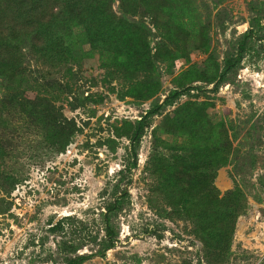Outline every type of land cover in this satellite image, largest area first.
Returning a JSON list of instances; mask_svg holds the SVG:
<instances>
[{
  "label": "trees",
  "instance_id": "1",
  "mask_svg": "<svg viewBox=\"0 0 264 264\" xmlns=\"http://www.w3.org/2000/svg\"><path fill=\"white\" fill-rule=\"evenodd\" d=\"M221 3L217 1V7ZM202 4L211 7L208 0H0L1 213L11 210L8 198L23 179L19 169L23 146L30 144L37 156L59 154L66 151L81 129L31 81V76L39 81L40 73L24 54L35 55V62L52 67L79 65L85 57L99 54L104 70L102 82L109 92L121 100L133 97L139 101L158 97L164 76L175 73L177 60L191 63V54L196 51L207 55L202 65L193 63L174 77L175 87L141 119L114 124L116 137L99 142L115 150L117 138L131 140L133 160L128 169H134L140 140L153 117L164 115L168 107L193 91L198 96L217 92L231 81L249 55L264 57V0L248 2L249 27L222 61L212 48L210 21L204 17ZM68 69L72 74V67ZM52 75L49 72L45 76L47 93H52L50 88L56 83L73 92L70 84ZM200 98L179 104L154 127L146 167L151 174L147 201L160 218L192 224L187 231L201 244L199 264H230L237 223L248 212L249 202L239 184L222 193L215 179L223 166L233 164L237 170L241 166L243 169L238 161L241 146L235 144L239 129L232 119L210 111L215 106L213 100ZM98 100L103 101L104 96L99 95ZM251 159L253 166L256 160ZM119 173L115 198L107 204L108 212L103 213L104 236L87 223L77 225L70 215L50 218L49 231L53 234L62 235L66 222L75 227L70 237L64 236L59 242L64 264L106 257L107 251L115 247L119 232L113 220L124 207V185L131 180L126 169ZM146 232L163 238L157 228H147ZM86 243L96 248L79 253ZM167 264L194 262L184 258Z\"/></svg>",
  "mask_w": 264,
  "mask_h": 264
},
{
  "label": "rangeland",
  "instance_id": "2",
  "mask_svg": "<svg viewBox=\"0 0 264 264\" xmlns=\"http://www.w3.org/2000/svg\"><path fill=\"white\" fill-rule=\"evenodd\" d=\"M217 1L208 0L209 9L202 6L204 17L210 21L212 48L222 61L235 46L237 37L249 27L250 0H222L218 7ZM24 55L40 73L39 81L32 76L31 81L43 94L53 98L68 118L75 119L81 129L66 151L59 154L37 156L33 155L30 144L23 146L19 161L23 179L8 198L12 202L11 210L0 212V264H64L59 242L64 236L70 237L75 227L66 222L62 235L53 234L49 231L51 217L57 220L70 215L77 225L87 223L104 236L103 213L108 212L107 204L115 198L113 191L119 172L125 169L131 180L124 185L127 189L124 207L113 220L119 232L116 245L107 251L106 257L95 256L83 264H167L184 258L199 264L201 244L187 231L192 224L162 219L150 207L147 196L151 174L146 168L154 127L167 112L188 99L199 97L213 100L215 106L210 111L232 119L239 129L235 144L239 142L241 146L238 161L243 163V169L241 166L237 170L233 164L223 166L215 179L222 193L239 184L249 202L248 212L237 223L230 264H264V57L249 55L231 81L221 85L217 92L198 96L193 91L168 107L164 115L153 117L140 140L137 167L129 170L133 160L129 151L131 140L117 138L115 150L99 142L116 137L114 124L121 125L125 119H141L146 110L155 102L163 101L175 87L174 77L193 63L202 65L207 55L196 51L191 54V63L177 60L175 73L164 76L158 97L144 101L133 97L121 100L109 92V87L102 82L104 70L100 68L99 54L85 57L79 65L57 67L35 62V55ZM49 72L53 73V79L70 84L73 92L56 83V87L50 88L52 93H47L44 84ZM99 95L104 96L103 101H95ZM251 157L256 160L253 166ZM147 228H157L163 232V238L146 232ZM93 248L96 246L86 243L78 252H90Z\"/></svg>",
  "mask_w": 264,
  "mask_h": 264
}]
</instances>
